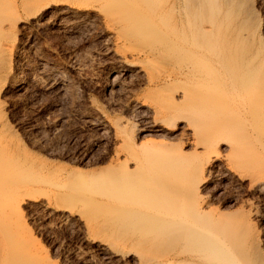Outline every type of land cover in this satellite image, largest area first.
I'll use <instances>...</instances> for the list:
<instances>
[{
	"label": "bare ground",
	"instance_id": "bare-ground-1",
	"mask_svg": "<svg viewBox=\"0 0 264 264\" xmlns=\"http://www.w3.org/2000/svg\"><path fill=\"white\" fill-rule=\"evenodd\" d=\"M70 2L67 10L75 13L82 7L98 10L118 73L131 71L146 82L133 101L146 113L131 129L117 126L120 146L114 165L73 178L64 170L57 195L99 205L123 233L139 230V238L132 234L126 239L140 245L136 253L146 263L157 258L155 264H264L259 229L251 218L259 208L243 199L233 214L200 193L212 170L264 192V41L256 40L258 17L249 12L246 0ZM8 158L0 163V264H38L30 241L25 243L22 214L25 198L43 189L29 192L38 182L32 177L38 164ZM66 205L62 207L68 209ZM116 247L105 250L107 255L125 252Z\"/></svg>",
	"mask_w": 264,
	"mask_h": 264
},
{
	"label": "rangeland",
	"instance_id": "rangeland-1",
	"mask_svg": "<svg viewBox=\"0 0 264 264\" xmlns=\"http://www.w3.org/2000/svg\"><path fill=\"white\" fill-rule=\"evenodd\" d=\"M70 1L0 0V45L3 48L0 49V59L3 58V61L0 60V151L3 148L0 163L9 155L26 164H38L32 172V177L38 182L33 187L35 189L29 192L35 194L43 188L40 189L42 192L30 196L32 199L27 196L28 199L26 197L23 202L26 205L22 206V219L27 228L24 231L28 233L24 234L32 237L28 240L25 237V243H31L30 249L26 247L32 251L34 259L39 258L36 263L43 264L41 261L46 259L44 261H48V264H140L143 258L137 254L138 251L136 253L140 245L127 242V237H131L134 231L132 234V230L121 232L123 229L117 227L99 205L70 198H64L65 203L63 197L57 195V190L61 188L57 183L61 181L62 174L72 172L73 178L78 172L85 175L99 173L104 172L110 162L114 165L115 161L111 160H115L120 146V139L116 135L117 126L124 125L131 129L134 123L137 125L142 122L146 113L145 108L133 104L134 98L144 92L142 90L146 82L134 72L129 74L131 71L124 75L118 73V64L111 53V38L100 13H96L98 10L82 7L75 13L67 10ZM73 1L83 3L89 0ZM45 4H49L48 7ZM246 5L249 12L255 18L258 17L256 40L264 41V0H246ZM43 6L45 9H42ZM113 78L118 81L115 82ZM46 180L48 183H45ZM237 181L231 176L226 177L219 170H212L201 186L200 193L208 199L210 197L212 205L222 210L225 208L224 211L233 214L238 212L243 199H249L256 210L259 208L251 218L252 226L259 229L262 240L259 251L264 255V192L249 187L246 180ZM54 194L57 195L55 199ZM67 200L70 201L67 203ZM65 204L69 205L65 206L68 209L73 207L77 211L70 212L63 208ZM78 209L84 211V217L83 211L77 213ZM94 211L99 214L96 216ZM104 227L109 229L105 230ZM119 235L123 238L119 239ZM140 236L137 230L132 238L136 240ZM33 244L35 248H40L32 250ZM110 247L125 252L107 255L106 251ZM151 260L146 263L143 259L141 264L159 261L157 258Z\"/></svg>",
	"mask_w": 264,
	"mask_h": 264
}]
</instances>
